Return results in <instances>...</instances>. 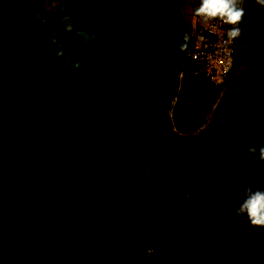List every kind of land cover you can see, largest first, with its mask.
Returning a JSON list of instances; mask_svg holds the SVG:
<instances>
[{
  "label": "rangeland",
  "instance_id": "obj_1",
  "mask_svg": "<svg viewBox=\"0 0 264 264\" xmlns=\"http://www.w3.org/2000/svg\"><path fill=\"white\" fill-rule=\"evenodd\" d=\"M256 1V3L259 4L258 0ZM260 6L263 7V5L259 4L258 11H262ZM196 7L197 6H193L191 9L194 11ZM256 9L257 8H255V10ZM143 13L142 20L144 21L148 13L147 7H145ZM143 21H141L143 23L142 25H145ZM147 23L151 25L148 21ZM143 29V32H148L152 35L156 33L153 31L150 32V30L153 29L155 31L156 28L150 29V27H144ZM260 33H264V31ZM2 48H4V45ZM261 51L264 53V49ZM236 54H238L237 56L241 59L242 50L238 49ZM261 60L249 61V59H247L244 65L241 63V60L235 62L224 84L221 86L214 85L212 88L206 87L203 93L198 94V91L194 88L182 89L181 95L186 99H196V97H193L194 93H196L199 104H197L196 107L193 106V110L188 108L189 110L186 112L184 111V115H181V117L174 115L172 111L177 105L175 104L176 101L167 105L162 112L161 109L156 107H149L146 117H139L138 114L127 115L130 109V103L128 101L130 92H127V90L131 91V96H134L135 88H133L132 85L133 77L135 74H138L140 79L142 74L148 72L146 68L148 65H144L141 71V67L139 68L131 63H128L127 66L124 65V67L121 66L117 72L116 86L110 83L112 88L109 90L112 91V89H114V92L120 95V100L116 102V107L112 105L109 107L106 106L109 111L104 112L105 118L109 117L110 121L113 119L115 122L117 119L120 120L119 123H115L114 143L116 144V154L124 156L126 145L130 143V141H137L141 144L140 140L144 135H148V132L149 135H151L150 132L157 121H155L156 116H165L171 129L183 136H194L198 134L210 123L211 119L216 116L220 124L233 125L230 128L231 137L229 140L232 142L236 140L238 143V141L242 139L240 152L235 158V160H237V165H241L242 167L249 165L250 160L246 158L248 146L264 140V104L258 107V105L253 102L254 99L250 96L251 93L255 94V96L256 94L258 95L257 91L260 88L261 97L264 98V61L262 62ZM127 62H129V59L126 60L125 63ZM173 62H175L174 59ZM234 71L235 74L233 73ZM107 74H110V72H107ZM95 77H97L96 74H90L89 78L94 79ZM78 80L79 79L76 77L73 84H77ZM12 81L14 83H12L14 85L13 87H16L19 92L22 90L24 91V86L21 85L22 81L20 78L12 79ZM112 82L114 83L115 79H113ZM60 84L62 92L61 97L65 100L69 93V87H67L65 83L60 82ZM93 86L94 87L88 88L86 91L92 101L101 98L99 94L102 92L103 83L100 78L93 83ZM6 87L12 89L10 85ZM19 92L17 94H19ZM72 96L73 100H75L72 112L82 117L86 110H90L91 117L95 119V122L92 123L93 120L90 118L85 120L80 118L78 119L79 121H77L74 116L70 117L65 109H68L72 104H64L61 110L63 112L62 116L53 126L54 138L57 143L49 148H47L48 146L43 147V145H41V151L44 155H53L57 152L61 154L65 150L63 149L64 145H67L66 147H68L70 152L67 150L69 153L67 154L65 152L66 154L65 156L62 155L64 156L62 159L61 156H58L60 159L55 161L54 166L48 167L47 174L37 173V171L32 173L27 172L26 168H24V166H26V160L23 155H18L15 159H6V157L10 156L8 154L12 153V151L10 150L7 152V148H10V146L6 144L7 142H5V140L7 138V141L11 143V137L14 134L19 135L26 144L27 149L39 147L37 143L38 140L34 136L36 135L35 127H33V125H37V123L34 124L33 120H29V118L26 120L24 112H26L28 106L24 108L20 102L16 103V105L5 103V100L2 103L0 102V118L2 117V120H8L14 116V118L16 117V120L23 123L24 126L27 124V130L25 131L26 135H23L22 130L18 127L9 130L8 125L10 126V124L7 123L8 125L5 124L7 127L6 129L9 131L7 130L8 133L5 132V134L9 135L7 136L4 134L0 136V139L2 138L1 140L4 142L3 145L0 141V176L6 166H11L10 168L7 167L6 174L2 173V176L7 175V179L3 181L8 185V195L5 201L3 200L4 191L0 194V205L5 204V211L0 212V218L6 219L5 217H7V219L11 221V224L12 220H14V223H17V221L19 222V226H22L23 223L27 225L25 235L22 238H17L19 242H17L16 255L17 262L20 261L19 264H81L96 247L103 248L107 253L109 249H111V243L106 240L107 235L121 229H132L142 210L140 205L121 200L120 197L112 194L109 184L104 188H99L92 184L91 188L87 190V192L90 193V197H86L91 199V202H83L75 195L72 200L66 199L65 195L61 198L59 197L62 193H59L58 188H60L61 185L59 183L64 182L63 176L66 177L71 174V178L74 179L80 173L84 175L89 169L97 167L98 163L103 159L99 154L100 149H97L98 146L96 145L100 143V140H105V142L110 141L106 138L108 131H101V128L99 129L100 123L96 121V119L100 117L99 114L103 113L102 103L94 104L92 102V105H90L89 103L82 102L81 104V99L88 96H84L81 91L74 90ZM31 106L30 112L33 113V106ZM134 106L135 105H133V107ZM116 110L123 111H119V113L116 112ZM88 120H91L89 121L90 123H86ZM34 122H37V120ZM241 122H244L243 125ZM0 130H2V127H0ZM99 131L106 133V135L105 137L104 135H99V140H97V132ZM51 132H53V130ZM47 134L50 135V133ZM69 134H73L74 136L71 135L73 137L76 136L74 139L76 140L77 138L78 141L74 140L72 143H69L71 139ZM111 137H113V135ZM226 145V148L231 146L228 141ZM1 149H3V151ZM74 150L78 151L77 154L76 152L75 154L73 153ZM129 162L130 158L125 155L123 159L112 162L111 167L113 166L115 169H119L123 166H128ZM228 176L229 175L226 174L220 177L218 182L214 185V191L205 195V200L199 204V213L197 215L202 218L203 229L209 228L212 230L219 226L224 229L223 232L226 236L229 233V236L234 234L235 231L246 230L247 232L245 234H239L235 241L241 249L245 248L242 253L245 259L249 260V220L246 216L238 215L234 211V206L244 198L243 186L246 182H249V175L240 174L235 178L234 183L231 184L228 182ZM134 178L133 176L126 179L128 182H131ZM92 182L95 181L92 179ZM255 182L256 183L253 185L254 189L260 186L258 185V181ZM76 186L77 181L74 180V188ZM15 188L19 189L18 193L13 192ZM179 191L180 189L177 186H174V190H171V192L168 191L169 193L167 196L170 198L168 201H163L160 197L153 198L147 192L143 191L135 192L136 196H134L133 192V196L139 201H148L149 203L152 202L155 204L160 203L166 207H178L184 201L183 198H186L184 194L180 196L181 191ZM57 193H59V196ZM12 198L15 199L14 204ZM103 200L107 201L103 202ZM14 205L18 207L17 210L13 209ZM183 215L185 217H192L194 213L186 209ZM240 220H242L243 223ZM254 234L256 236L257 232H254ZM135 236H139V234ZM250 236H252V233ZM1 240L0 238V252L4 245ZM142 240L150 252L160 251L162 254L167 253L171 255L181 251V248L155 247L146 239V236H143ZM65 241L68 242L65 243ZM10 242L12 241L7 243ZM5 245L7 244L5 243ZM7 247H9V245H7ZM12 254H15L14 250ZM190 254L192 253L177 254L174 260H171L169 264H194L192 261L185 260ZM189 259L192 260V256H189ZM6 260L9 261L11 259L7 257ZM198 261L199 264H206L204 260Z\"/></svg>",
  "mask_w": 264,
  "mask_h": 264
},
{
  "label": "trees",
  "instance_id": "obj_2",
  "mask_svg": "<svg viewBox=\"0 0 264 264\" xmlns=\"http://www.w3.org/2000/svg\"><path fill=\"white\" fill-rule=\"evenodd\" d=\"M254 24L257 26V33H253L251 29ZM262 31H264V5L261 15L259 12L249 15V34H247L246 39H243V43L249 48L240 47L239 50H242V57L239 59L238 54H236L235 62L241 60V63L244 65L247 59L249 61L261 60L264 56L263 51H261L264 49V33H260ZM261 61H264V57ZM260 91L261 89L259 88L257 91L258 95L256 94L255 96L253 93L250 95L258 107L264 104V98L261 97ZM25 95V92L22 90L16 97H8L9 101L6 102L16 105V103H19L18 100L24 99ZM23 106L25 108L27 105ZM132 107L130 106L127 115L138 114L139 117L147 116L148 111L146 108L134 111L136 106ZM159 108L162 112L165 107L160 106ZM89 112L91 116V111L89 110ZM123 114L126 115L125 113ZM99 115L101 117L96 119L100 123L99 129L101 128V131L107 130L106 138L110 140L109 142L100 140V143L96 145L98 146L97 149H100L99 154L103 160L101 161L100 159L101 162L98 163L97 167L89 169L84 175L80 173L74 179L71 178V174L66 177L63 176L64 182H60L59 184L61 185L58 188L59 193H62V195L59 196V193L57 195L60 198L65 195V198L69 200L74 199L75 195L83 202H91V199L86 198L87 196L90 197V193L87 190L91 188V185L104 188L109 184L112 194L120 197L121 200L140 205L142 210L132 229H121L107 235L106 240L111 243L109 252L106 253L103 248L96 247L81 264H169L171 260H174L175 255L189 252L192 254L188 255L185 260L192 261L194 264H199L198 260H204L206 264H264V227L253 226L249 222L250 242L249 260H247L242 253L245 248L241 249L235 241L237 236L245 234L246 230L235 231L234 234L229 236V233L226 236L223 232L224 229L219 226L212 230L209 228L203 229L202 218L197 215L199 213L200 202L205 200V195L214 191V185L220 177L226 174L229 175L228 182L230 184L234 183L238 175L246 174L249 175V182L252 187L256 183L255 181H258V185L260 186L264 185V161L256 159L249 161V165L245 167L237 165L235 158L240 152L242 139L238 143L236 140L233 142L229 140L232 124H220L215 116L198 134L183 136L171 129L165 116H156L155 121H157L150 132L151 135H149V132L148 135H144L140 140L141 144L137 141L126 143L125 155L130 158L129 165L115 169L113 166L111 167V163L125 157V155H117L115 152V123H119L120 120L117 119L115 122L113 119L110 121L109 117L105 118L104 112ZM39 116L40 119L37 121L40 124V128L35 129V138L38 140L39 147L27 149V146L19 145L15 150L12 149V155L19 154L24 156L26 160L24 168H26L27 172L32 173L37 171V173L47 174L48 167L54 166L55 161L60 159L58 156H61L62 159L70 151L66 147L67 145H64V148L62 146L65 149L63 153L57 152L53 155H44L41 151V145L43 147L48 146L47 148L53 146V144H50V140L47 143L46 133L47 130L54 131L53 127H51L54 126V121L51 118ZM28 117H31V113H29ZM92 120V123H94L95 119ZM5 121L10 124L9 119ZM89 121L91 120L86 121V123H90ZM243 123L241 122L242 125ZM15 127L20 128L22 134L26 135L27 126L25 127L23 123ZM71 135L73 134H69L71 138L69 143H72L76 137ZM99 135H104L105 137L106 133L97 132V140H99ZM110 135H113V137ZM50 138H52L51 135ZM11 139L13 141L12 137ZM52 140H54V136ZM75 141H78L77 138ZM227 141L231 145L228 148H226ZM75 152L77 154L78 151L74 150L73 153L75 154ZM133 176L135 177L134 180L128 182L126 178ZM92 179L95 182H92ZM74 180L77 181L75 188ZM174 186L180 189V196L182 194L186 196L178 207H166L160 203L139 201L134 197L136 196L135 192L143 191L153 198L160 197L163 201H168L170 199L167 196L168 191L174 190ZM7 187L8 185L0 178L1 192L3 193V191L8 190ZM18 190V188H15L13 192L18 193ZM1 192L0 194H2ZM12 200L14 204L15 199L12 198ZM105 201L107 200H103V202ZM4 207L5 205H0V212L5 211ZM13 209L17 210L18 207L14 205ZM186 209L191 212L193 211L194 215L192 217H185L183 213ZM5 218H0V237H2V244H4L0 252V264L11 263V260L7 261L6 258L10 257L11 259L13 250L16 253L17 242H19L17 238H22L27 230L25 223L19 226L18 221L14 223L13 220L11 224L8 223L7 217ZM240 221L243 223L242 220ZM254 232H257L256 236ZM251 233L252 236H250ZM138 234L139 236H135ZM141 236H146V239L155 247L181 248V251L171 255L167 253L162 254L160 251L150 252ZM9 241L12 242L7 243ZM67 242L65 241V243ZM189 256H192V260L189 259ZM19 262H17L16 256L15 263L19 264Z\"/></svg>",
  "mask_w": 264,
  "mask_h": 264
},
{
  "label": "crops",
  "instance_id": "obj_3",
  "mask_svg": "<svg viewBox=\"0 0 264 264\" xmlns=\"http://www.w3.org/2000/svg\"><path fill=\"white\" fill-rule=\"evenodd\" d=\"M256 2L244 0L243 3L246 16L241 26L245 32L239 40L243 45V39L249 34V15L258 11L259 4ZM198 5V0H0V102L6 99L7 103L8 97L18 95L19 90L13 87L12 79L21 77L26 95L18 102L28 106L24 112L25 118L33 120L34 124L38 123L34 121L40 119L39 115L53 119L54 124L62 116L65 103L72 104L65 110L70 117L78 120L79 114L72 112L74 90L88 95L81 99L82 102L90 105L92 102L102 103L103 112L109 111L106 106L116 107V102L120 100V95L114 89L109 91L112 85L116 86L118 69L131 63L141 67L140 71L144 65H148V72L142 74L140 79L138 74L133 77L134 96L127 90L130 92V106L137 108L134 111L144 108L148 111V107L160 109V106L166 107L176 101L177 105L172 111L181 117L188 108L193 110V106L199 104L196 93L193 95L196 99H186L181 95L182 89L194 88L200 94L206 87L214 86L203 75L195 76L190 71L192 42L184 51L179 49L184 33L190 32L189 25L194 14L191 7ZM145 7L148 13L143 21ZM258 12L261 14V11ZM65 17H71L70 22L74 26L71 32L65 30ZM144 27L156 28L155 31L150 30L156 32L155 35L143 32ZM251 29L253 33L258 32L256 24ZM76 30H84L86 34L78 36ZM48 33H55V45L46 38ZM61 46L66 57L58 58L55 52ZM78 59L82 62L79 70L73 68V62ZM128 59L129 62L125 63ZM90 74L97 77L90 79ZM76 77L79 80L74 85ZM99 78L103 83L99 94L101 98L92 101L86 91L94 87L93 83ZM60 82L69 87L65 100L61 97ZM8 85L12 89L6 87ZM31 105L33 113L30 112ZM119 111L123 110H116ZM29 113L31 117H28ZM89 117L92 118L89 110H86L80 118ZM10 124L9 130L22 123L13 117ZM33 127L40 128V124ZM47 133V139L52 144L55 141L52 140L54 131L47 130ZM16 256L15 253L11 257L10 264H16Z\"/></svg>",
  "mask_w": 264,
  "mask_h": 264
},
{
  "label": "clouds",
  "instance_id": "obj_4",
  "mask_svg": "<svg viewBox=\"0 0 264 264\" xmlns=\"http://www.w3.org/2000/svg\"><path fill=\"white\" fill-rule=\"evenodd\" d=\"M244 0H200L198 7L195 8L194 14L201 17L204 21L222 20L225 24L230 25L227 29L226 37L229 41H236L244 35L245 28L241 25L246 16V9L243 6ZM258 3L264 5V0H258ZM66 31H73L74 26L70 22L71 17L64 18ZM84 30H76V35L84 36ZM46 38L50 39L55 45V33L46 34ZM183 42L179 45V49L184 51L191 43V35L184 33ZM55 55L58 58L66 57L63 46L57 48ZM81 60L73 62L74 69H81ZM246 158L250 161L259 159L264 161V140L250 145L247 148ZM244 198L234 206L236 214L246 216L253 226L264 227V185L255 189L250 182H246L243 186ZM10 259V257H9Z\"/></svg>",
  "mask_w": 264,
  "mask_h": 264
},
{
  "label": "built area",
  "instance_id": "obj_5",
  "mask_svg": "<svg viewBox=\"0 0 264 264\" xmlns=\"http://www.w3.org/2000/svg\"><path fill=\"white\" fill-rule=\"evenodd\" d=\"M229 27L222 20L206 22L195 14L189 25L192 42L190 71L195 76L203 75L216 86L224 84L234 67L237 50L240 47L249 48L240 43V38L236 41L227 39Z\"/></svg>",
  "mask_w": 264,
  "mask_h": 264
},
{
  "label": "flooded vegetation",
  "instance_id": "obj_6",
  "mask_svg": "<svg viewBox=\"0 0 264 264\" xmlns=\"http://www.w3.org/2000/svg\"><path fill=\"white\" fill-rule=\"evenodd\" d=\"M13 117H14V116H13ZM1 118H2V117H1ZM1 118H0V120H2ZM10 120H13V118H9V121H10ZM4 121H5V120L0 121V127H2V130H0V136H1V135H4L5 132L8 133V131H9L8 129H6L7 127H6V125H5V124H7V121H5V122H4ZM11 122H12V121H11ZM10 125H11V124H10ZM7 130H8V131H7ZM15 131H16V130H15ZM5 135L8 136L9 134H5ZM34 136H35V135H34ZM8 138H9V137H8ZM12 138H13L14 141H12L11 143L7 141V138H6V140H5V142H7L6 144H8V145L10 146V148H7V152H9L10 150L12 151V149L15 150V148H16L17 146H19V145L26 146V144L22 141V139L19 137V135L14 134ZM1 139H2V138H1ZM1 139H0V141H1L2 144L4 145V142H3ZM9 140H10V139H9ZM49 140H50V139H47V143H49ZM54 140H55V141L52 143L53 146L56 145V143H57V142H56V139H54ZM50 144H51V143H50ZM0 147H1V146H0ZM11 147H12V148H11ZM1 150L3 151V149H1ZM12 152H13V151H12ZM0 153H1V151H0ZM5 155H6V152H5ZM8 155H10V156L6 157V159H8V160H9L10 158H14V159L17 158V157H15L16 154H15V155H12V153H9ZM18 155H19V154H18ZM18 155H16V156H18ZM11 160H12V159H11ZM7 167H8V166H6V168L2 171V173L6 174ZM8 168H9V167H8ZM2 173H1L0 178H1L2 180L7 179V178H6L7 175L2 176ZM2 191H3V190H2ZM0 192H1V190H0ZM3 194H4V195H3V196H4V197H3V200L6 201V199H7V195H8V194H7V190H5V192H4ZM3 205H5V204H3ZM11 220H12V219H11ZM8 223H11V221H9ZM12 223H13V220H12ZM0 238L2 239V237H0ZM1 241H2V240H1Z\"/></svg>",
  "mask_w": 264,
  "mask_h": 264
}]
</instances>
